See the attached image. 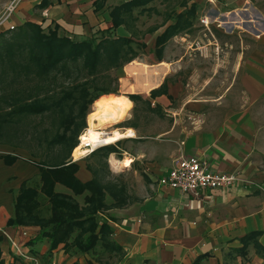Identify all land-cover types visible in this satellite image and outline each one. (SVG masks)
Wrapping results in <instances>:
<instances>
[{
  "label": "crops",
  "instance_id": "obj_1",
  "mask_svg": "<svg viewBox=\"0 0 264 264\" xmlns=\"http://www.w3.org/2000/svg\"><path fill=\"white\" fill-rule=\"evenodd\" d=\"M11 1L0 0V15ZM128 1L21 0L9 22L0 30V35L9 33L10 25L15 26L16 31L25 23L32 22L44 29L58 26L62 34L70 36H90L96 31L110 28L111 9ZM234 1L184 2L186 5L188 2L189 8L192 5L209 4L216 16L229 14L235 17L239 13L249 17L247 3L242 5L245 9L240 7L237 11L218 12L219 4ZM258 14L257 23L252 27L257 50L253 55L245 57V53L249 54L250 46L242 45L239 65L246 67L247 72L240 76V96L228 98L233 92V88H230L219 99L220 104L228 101L234 107L224 114H197L203 101H196L192 105L196 112L187 111L189 122L185 117L176 119L173 124L162 125L161 130L150 132L148 129L156 128L154 125L142 127L131 121L127 128L122 129L124 132H132V135L119 141L123 147L119 150L121 158L118 160L123 161L129 157L131 165L126 168L120 165L116 168L119 171L108 169L111 174L121 176L130 202L99 215L101 222L111 229L108 235L110 243L120 250L107 253L109 259L106 261L109 264H194L200 258V264H264V14L262 11ZM117 33L122 35L120 29ZM167 85L168 95L171 96L172 86ZM166 97L162 95L151 98L148 92L144 96V99L151 102L148 111L158 112L159 108L167 111L164 107ZM131 103L128 118L136 107ZM6 156L16 159L6 164ZM182 156L199 157L208 164L211 171L238 173L253 184L206 190L198 198L162 185L160 180L169 173L175 160ZM72 160L79 165L77 177L82 182L92 180V173L88 169L90 161L74 158L73 155ZM39 174L36 159L32 160L27 150L0 144V235L3 237V264H23L4 233L19 241L24 249L43 263L53 259L64 264L74 262L65 252L63 244L50 252L47 240L33 243L38 228L8 226L21 185L37 178ZM57 190L73 195L63 185H58ZM78 197L75 198L80 202ZM254 233L258 234L257 239L250 237Z\"/></svg>",
  "mask_w": 264,
  "mask_h": 264
},
{
  "label": "trees",
  "instance_id": "obj_2",
  "mask_svg": "<svg viewBox=\"0 0 264 264\" xmlns=\"http://www.w3.org/2000/svg\"><path fill=\"white\" fill-rule=\"evenodd\" d=\"M154 1L130 0L115 6L110 11V28L82 38L62 34L58 26L44 29L32 22L0 35V144L27 150L40 168L37 178L21 185L8 226L38 228L33 243L47 240L50 252L60 244L69 256L100 252L109 259L107 253L120 251L108 239L110 227L99 218L102 212L130 202L121 176L111 178L108 169L109 156L119 151L113 145L96 150L90 156L88 169L93 178L88 182L77 177L79 165L72 155L87 127L90 107L105 94L118 95L124 67L138 57L136 44L157 30L141 32L134 27L138 20L135 11H153L148 6ZM186 10L167 14L166 21L173 22L157 37L160 61L165 44L193 26L196 6ZM121 28L128 35H119ZM162 95L169 96L166 82L150 92L151 98ZM128 99L135 109L151 107L143 95L130 94ZM33 116H48L51 125L41 130L22 125ZM15 159L4 157L6 164ZM58 185L73 195L58 191ZM78 196H84L82 202L75 198ZM250 237L257 239L258 234ZM2 242L0 235V264ZM106 258L98 263L109 264ZM94 262L90 259L86 264ZM200 262L201 258L194 264Z\"/></svg>",
  "mask_w": 264,
  "mask_h": 264
},
{
  "label": "rangeland",
  "instance_id": "obj_3",
  "mask_svg": "<svg viewBox=\"0 0 264 264\" xmlns=\"http://www.w3.org/2000/svg\"><path fill=\"white\" fill-rule=\"evenodd\" d=\"M184 1L156 0L148 6L153 11L143 14H140L139 10L135 11L138 20L134 24V27L141 32H147L150 28L154 27H157V30L144 35L141 41L136 44V47H138V57L132 62H138L145 66L168 65L160 84L162 85L166 82L172 86L171 96H167L164 99V107L167 111L159 108L158 112H151L147 110V107L140 106L133 110L130 118L127 115L128 117L125 116L123 121L107 125L108 130H122L123 128H127L131 121L139 123L142 127L154 125L157 128L152 127L148 129L150 132L161 130L162 125L173 124L176 119L180 120L185 117L186 121L189 122L187 111L196 112L195 108L192 107L196 101H203L202 106L197 110V114L200 112L203 114H224L234 107L232 102L228 101H223L220 104L219 99L230 88H233V92L230 93L228 98L232 97L235 99L240 96V76L243 72H247L246 67L239 65L242 59V45L244 43L245 47L250 46L249 54L245 53V57L253 55L254 51L257 50V45L253 38V28L259 17L258 12L262 11V14H264V0H235L233 3L219 4L217 8L218 12L220 10L222 12L226 10H228L227 12H231L237 11L240 7V9H245L242 5L243 3H247V9H250L248 10L249 17L243 14L240 15L239 13H236L235 17L226 13L224 17L216 16L214 11H211L209 4L195 5L196 11L193 18V26L186 33H181L171 38L165 44L160 61L156 53L158 49V46H156L157 37L173 22L166 21L167 14L174 16V13L185 11L184 6H181ZM186 6V11H188V2ZM207 20L209 22H206ZM231 21L233 23L243 22L237 25L231 24ZM246 23L251 24L248 25ZM120 33L128 35L124 28L120 29ZM142 43H145V46H141ZM125 80L131 82L124 67L122 78L119 80L118 95H123L128 99V95L130 94H140L143 96L148 94L143 92L132 93L125 90ZM93 106L94 103L90 107L86 123L87 118L90 119V114L93 113ZM22 125L39 126L38 128L41 130L51 125V119L48 116H33L24 120ZM34 146L36 147L35 143L32 144V147ZM113 146H116L119 151L123 147V144L117 142ZM37 150L42 151L39 148ZM118 153L110 155L111 157L109 156L108 159V167L113 169V171H119V169H116L112 165L114 159L118 160L121 158ZM86 159L92 162L90 156ZM114 175L118 177V174L113 173L111 178ZM127 177L128 175H126ZM79 200L82 202L83 197H80ZM102 255L100 252L97 254L72 253L70 257L74 259L72 264H86L90 259L95 260L96 263L104 261L106 256Z\"/></svg>",
  "mask_w": 264,
  "mask_h": 264
},
{
  "label": "bare ground",
  "instance_id": "obj_4",
  "mask_svg": "<svg viewBox=\"0 0 264 264\" xmlns=\"http://www.w3.org/2000/svg\"><path fill=\"white\" fill-rule=\"evenodd\" d=\"M206 22L209 21L207 20ZM242 22H232L231 24L240 25ZM253 22L255 21L253 20ZM228 28L231 29L230 27ZM167 66L168 65L166 64H160L159 66H145L138 62L127 64L125 69L131 82L125 80V90L132 93H148L152 89L159 87L164 72L167 70ZM130 106L131 104L129 100L123 95L110 94L99 97L94 102L93 113L90 114V119L87 118L88 125L86 133L81 137L82 143H88L92 148H96L98 145H113L131 136L132 132H124L121 129L108 130L107 128V125L111 123L123 121L125 116L128 115ZM81 148V146H77L74 150L73 156L75 158L88 152ZM131 161L132 160L129 157L125 158L123 161L114 159L112 165H114L115 168L120 167V165L126 168L130 167Z\"/></svg>",
  "mask_w": 264,
  "mask_h": 264
},
{
  "label": "built area",
  "instance_id": "obj_5",
  "mask_svg": "<svg viewBox=\"0 0 264 264\" xmlns=\"http://www.w3.org/2000/svg\"><path fill=\"white\" fill-rule=\"evenodd\" d=\"M20 1L21 0H12L2 12L0 15V30L9 22ZM15 29V26L10 25L9 31H14ZM86 130L87 127L78 138V146H81V149L88 152L80 155L78 157L80 159L87 158L96 150L106 146L98 145L96 148H92L88 143H82L81 137L86 133ZM160 183L176 189L183 194H190L196 198L200 197L201 192L206 190H223L236 186L237 184L243 186L253 184L251 180L242 177L238 173L225 174L213 172L209 169L208 164L204 160L196 156H182L177 158L169 173L160 180ZM3 235L9 239L15 251V255L23 261V264H64L57 259L43 263L37 256L24 249V246L19 241H15L6 233Z\"/></svg>",
  "mask_w": 264,
  "mask_h": 264
}]
</instances>
